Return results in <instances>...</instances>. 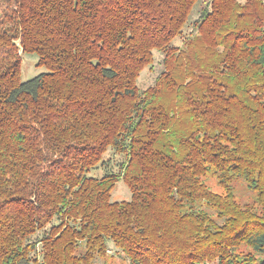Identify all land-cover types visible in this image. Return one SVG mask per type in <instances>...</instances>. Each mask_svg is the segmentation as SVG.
<instances>
[{"label": "trees", "instance_id": "16d2710c", "mask_svg": "<svg viewBox=\"0 0 264 264\" xmlns=\"http://www.w3.org/2000/svg\"><path fill=\"white\" fill-rule=\"evenodd\" d=\"M116 260L264 264V0H0V264Z\"/></svg>", "mask_w": 264, "mask_h": 264}, {"label": "rangeland", "instance_id": "374dc122", "mask_svg": "<svg viewBox=\"0 0 264 264\" xmlns=\"http://www.w3.org/2000/svg\"><path fill=\"white\" fill-rule=\"evenodd\" d=\"M176 43L181 44L182 40H178ZM39 55L36 52H29L23 55L22 67H21V81H28L34 77L50 72V69L45 65H39ZM162 54L160 52H155V59L152 66H148L144 69L138 79V86L140 89H146L147 87L155 83V79L162 69L161 65ZM101 175L102 171L99 169L97 172L92 171L91 174ZM95 174V175H96ZM241 189L242 186L238 185ZM131 197V192L128 185L120 181L115 185L112 198L114 200H129ZM115 264H119V260H116ZM203 264H216V263H203Z\"/></svg>", "mask_w": 264, "mask_h": 264}]
</instances>
